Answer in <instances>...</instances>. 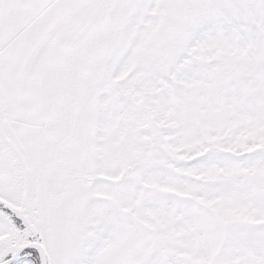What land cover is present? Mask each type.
I'll return each mask as SVG.
<instances>
[{
  "label": "snow or ice",
  "instance_id": "obj_1",
  "mask_svg": "<svg viewBox=\"0 0 264 264\" xmlns=\"http://www.w3.org/2000/svg\"><path fill=\"white\" fill-rule=\"evenodd\" d=\"M0 264H264V0H0Z\"/></svg>",
  "mask_w": 264,
  "mask_h": 264
}]
</instances>
